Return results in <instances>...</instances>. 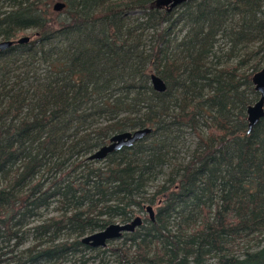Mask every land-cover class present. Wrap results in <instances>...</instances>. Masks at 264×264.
<instances>
[{
    "label": "trees",
    "instance_id": "16d2710c",
    "mask_svg": "<svg viewBox=\"0 0 264 264\" xmlns=\"http://www.w3.org/2000/svg\"><path fill=\"white\" fill-rule=\"evenodd\" d=\"M159 1L0 0V264H264V0Z\"/></svg>",
    "mask_w": 264,
    "mask_h": 264
},
{
    "label": "water",
    "instance_id": "95a60500",
    "mask_svg": "<svg viewBox=\"0 0 264 264\" xmlns=\"http://www.w3.org/2000/svg\"><path fill=\"white\" fill-rule=\"evenodd\" d=\"M190 0H160L158 2L161 6L169 7L170 9L175 8L183 3ZM65 8L63 3H56L53 5L54 12H61ZM32 40V37H22L16 41L0 42V51L6 50L15 45L28 44ZM254 91L258 94V100L246 110L247 120V133H251L253 128L264 118V67L255 73L251 78ZM150 84L152 89L156 93H164L166 91V85L156 75H150ZM152 132L151 129L135 130L133 132H126L118 135H114L109 140V143L93 153L88 159L91 161H101L105 159L109 154L119 151L122 148H130L135 143L141 141L144 137ZM148 214L149 220L153 221L154 211L153 208L147 206L145 208ZM142 225V219L135 217L131 222L126 224H112L106 227L100 232L88 235L81 240L83 245L88 246L92 249L105 248L107 243L110 241L117 240L122 237L125 233H133L136 228Z\"/></svg>",
    "mask_w": 264,
    "mask_h": 264
},
{
    "label": "rangeland",
    "instance_id": "374dc122",
    "mask_svg": "<svg viewBox=\"0 0 264 264\" xmlns=\"http://www.w3.org/2000/svg\"><path fill=\"white\" fill-rule=\"evenodd\" d=\"M159 7H162V8H165V9H168V8H169V7L161 6V5H159ZM26 36L31 37V34H30V33H26V34L23 35L22 37H26ZM22 37H20V38H22ZM147 216H148V214L145 213V214H142V215H140V216H138V217L144 219V218H146Z\"/></svg>",
    "mask_w": 264,
    "mask_h": 264
}]
</instances>
